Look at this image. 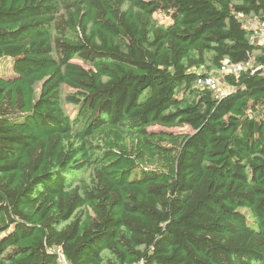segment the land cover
Returning a JSON list of instances; mask_svg holds the SVG:
<instances>
[{"label": "trees", "instance_id": "obj_1", "mask_svg": "<svg viewBox=\"0 0 264 264\" xmlns=\"http://www.w3.org/2000/svg\"><path fill=\"white\" fill-rule=\"evenodd\" d=\"M249 18L264 0H0V264H264Z\"/></svg>", "mask_w": 264, "mask_h": 264}, {"label": "rangeland", "instance_id": "obj_2", "mask_svg": "<svg viewBox=\"0 0 264 264\" xmlns=\"http://www.w3.org/2000/svg\"><path fill=\"white\" fill-rule=\"evenodd\" d=\"M156 18L158 20H160L161 22L164 21L163 18H164V15L162 13H157L156 14ZM258 23H259V20L255 19V18H249L245 21V24L247 25V27H250L251 25H254L255 27L258 26ZM257 41L259 43H264V35L261 34V36H259L257 38ZM231 70H233V68H231ZM0 71L4 74H10L11 73V67L9 64L7 63H2L0 65ZM214 75V79L220 83V87L219 89H217L215 92L216 94L218 95H221V94H224L226 92H228L230 90V87L228 85H223L222 86V81L220 80L221 79V76H220V73L219 72H216L213 74ZM70 92V89L66 88V87H62V91H61V103H62V107L65 111V113L69 116V117H73L76 113V107L69 103L67 100H66V95L67 93ZM153 129H160L159 127H153ZM170 131H173V132H189L190 129L188 126H183V127H176V128H172L170 129ZM153 165L155 164L154 161H151V159L149 158H146L144 160V165ZM87 175H88V171L86 170H83V171H80V172H77L75 173V178L77 179H85L87 178Z\"/></svg>", "mask_w": 264, "mask_h": 264}, {"label": "built area", "instance_id": "obj_3", "mask_svg": "<svg viewBox=\"0 0 264 264\" xmlns=\"http://www.w3.org/2000/svg\"><path fill=\"white\" fill-rule=\"evenodd\" d=\"M249 29L251 32V40H257L259 36L264 35V21H259L258 26L251 25ZM243 64H237L232 66L233 70L236 68L242 67ZM231 69L230 66H227L225 63H223L220 67V70L222 72L227 71ZM198 85H205L210 89L217 90L220 87V83L217 82L213 77H205L203 80L198 81Z\"/></svg>", "mask_w": 264, "mask_h": 264}]
</instances>
